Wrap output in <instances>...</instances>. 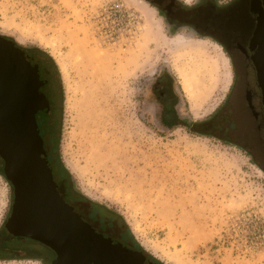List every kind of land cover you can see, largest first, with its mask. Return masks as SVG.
I'll list each match as a JSON object with an SVG mask.
<instances>
[{
	"label": "rangeland",
	"instance_id": "obj_1",
	"mask_svg": "<svg viewBox=\"0 0 264 264\" xmlns=\"http://www.w3.org/2000/svg\"><path fill=\"white\" fill-rule=\"evenodd\" d=\"M0 37L43 63L51 83V124L41 113L36 122L54 180L119 214L160 264H264V134L255 157L189 130L218 114L235 86L224 47L169 29L146 0H0ZM82 44L94 62L76 51ZM166 77L186 127L161 122L153 90ZM12 202L0 164V232ZM40 256L0 254V264H50Z\"/></svg>",
	"mask_w": 264,
	"mask_h": 264
},
{
	"label": "water",
	"instance_id": "obj_2",
	"mask_svg": "<svg viewBox=\"0 0 264 264\" xmlns=\"http://www.w3.org/2000/svg\"><path fill=\"white\" fill-rule=\"evenodd\" d=\"M262 2H257L260 9ZM250 46L255 49L251 59L264 105L262 12ZM30 61L19 47L0 37V158L14 196L6 228L14 236L30 238L51 249L56 256L52 264H153L141 252L96 233L58 192L35 119L39 111H48V101L39 92L44 83ZM25 132L27 144L22 140Z\"/></svg>",
	"mask_w": 264,
	"mask_h": 264
},
{
	"label": "flooded vegetation",
	"instance_id": "obj_3",
	"mask_svg": "<svg viewBox=\"0 0 264 264\" xmlns=\"http://www.w3.org/2000/svg\"><path fill=\"white\" fill-rule=\"evenodd\" d=\"M146 1L156 8L169 29L191 31L194 35L214 40L225 48L233 64L235 86L231 90L225 106L207 126L210 131L222 139L240 144L251 156H258L261 151L257 150L256 143L264 134V105L262 91L257 81V72L251 59L255 49L250 46V41L258 16L261 12L264 14V7L262 6L260 9L257 6V2L262 5V0H227L223 6L218 4V0H195L192 4H187L182 0ZM38 77L39 81L47 82L39 88V92L46 95L45 98L49 106L46 113L43 111L38 113L46 115L48 117L47 124H51L53 98L48 95L51 83L41 74ZM163 84L165 81L158 80L157 89H163ZM44 144L43 142L52 179L58 192L64 198L62 186L65 184L61 180L58 182L54 180L52 159L50 163ZM0 164L3 173L4 162L1 158ZM11 211L12 205L6 222ZM6 222L3 227L6 241L0 242L1 257H17L21 253L34 251L41 254L39 258L43 262L52 264L56 256L51 249L30 238L14 236L6 228ZM49 255L52 257L50 258Z\"/></svg>",
	"mask_w": 264,
	"mask_h": 264
},
{
	"label": "trees",
	"instance_id": "obj_4",
	"mask_svg": "<svg viewBox=\"0 0 264 264\" xmlns=\"http://www.w3.org/2000/svg\"><path fill=\"white\" fill-rule=\"evenodd\" d=\"M35 53H38L41 58L44 61L45 68L48 66L49 69H53L56 72L57 77H59V73L57 70V67L54 63V61L51 59L50 56L45 54L39 49H35ZM30 64L32 67H35L37 70V73L40 74V62L34 60V58L31 57ZM43 67V66H42ZM47 70L45 71H48ZM42 72L44 71L41 69ZM38 74V76H39ZM169 80L170 78L166 77V80ZM163 84L164 88L161 90H153L154 94L156 95V99L161 103L162 105V111H161V122L162 124L171 129L173 127L177 126H183L181 122H179L177 113L175 111V105L177 104V96H175V93L173 90H170L171 88V80ZM43 82V81H41ZM47 83V82H43ZM44 85V84H43ZM50 92H48V95L54 99V92L49 89ZM46 96V95H45ZM214 118V117H213ZM213 118H210L209 120H206L204 122L195 123L192 126H190L189 130L193 134L203 135V136H210V137H216L215 133L210 131L207 126L209 122ZM220 137V136H217ZM221 138V137H220ZM222 139V138H221ZM224 140V139H223ZM65 186H62L63 190L62 193L65 195V190H67V197L69 199H73L74 202L77 204H81L84 206V211L77 210L73 207L74 211L81 217V219L89 224L96 233L107 236L127 249L135 250L141 252L148 260H150L153 264H160L157 260L154 258L149 257L143 250L140 248V246L135 242L129 228L123 221V218L114 212L113 210H110L100 204H97L95 202H92L91 200L87 199L86 197L82 196L81 194H73L70 192V190L67 188H64ZM65 198V197H64ZM69 204V202H67ZM119 225V228L116 229V226ZM117 230L116 232H114ZM4 230L0 232V242L6 241V236L4 235ZM5 237V238H4Z\"/></svg>",
	"mask_w": 264,
	"mask_h": 264
},
{
	"label": "bare ground",
	"instance_id": "obj_5",
	"mask_svg": "<svg viewBox=\"0 0 264 264\" xmlns=\"http://www.w3.org/2000/svg\"><path fill=\"white\" fill-rule=\"evenodd\" d=\"M173 47H176V48H178L179 46H180V43H176V44H174V45H172ZM183 46V45H182ZM76 51H80V52H82L83 53V56H84V58H85V61L86 62H94V60L93 59H95L96 60V58H95V56H94V52H95V50L93 49V48H89V49H85L84 48V45L82 44L81 45V47L78 49L77 48V50ZM97 56V55H96ZM106 57H108L107 55L106 56H104V57H97L98 58V61L100 60V58H102V59H106ZM111 57V56H110ZM111 59H114V58H112L111 57ZM101 63H103V62H101ZM100 63V64H101ZM109 64V63H108ZM25 75L27 76V73H25ZM28 77V76H27ZM23 83L27 86V88L26 89H28V80H26V78H24V80H23ZM29 89H31V88H29ZM14 90H12V92H13ZM16 93V92H15ZM7 96H9V95H7ZM198 98H199V96H198ZM199 102V101H198ZM193 106L195 107V104L193 103ZM20 123V122H19ZM22 140H24V142H25V144H27V143H29V140H28V138H27V134H26V132L25 133H23L22 134Z\"/></svg>",
	"mask_w": 264,
	"mask_h": 264
},
{
	"label": "clouds",
	"instance_id": "obj_6",
	"mask_svg": "<svg viewBox=\"0 0 264 264\" xmlns=\"http://www.w3.org/2000/svg\"><path fill=\"white\" fill-rule=\"evenodd\" d=\"M186 2L191 3V0H186ZM226 2H227V0H218V4L220 6H223V4L226 3Z\"/></svg>",
	"mask_w": 264,
	"mask_h": 264
}]
</instances>
